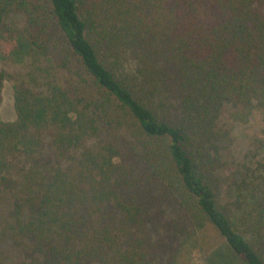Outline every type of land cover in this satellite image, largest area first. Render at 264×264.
<instances>
[{
    "label": "trees",
    "instance_id": "16d2710c",
    "mask_svg": "<svg viewBox=\"0 0 264 264\" xmlns=\"http://www.w3.org/2000/svg\"><path fill=\"white\" fill-rule=\"evenodd\" d=\"M0 60L14 264H264V158L219 175L223 107L264 112V0H0Z\"/></svg>",
    "mask_w": 264,
    "mask_h": 264
},
{
    "label": "rangeland",
    "instance_id": "374dc122",
    "mask_svg": "<svg viewBox=\"0 0 264 264\" xmlns=\"http://www.w3.org/2000/svg\"><path fill=\"white\" fill-rule=\"evenodd\" d=\"M5 65L0 60V68ZM20 67L11 60V67ZM13 80L6 79L2 90V102L0 105V118L2 120H13L16 117ZM221 127L226 129L232 137L231 145L224 152V163L219 170V175L223 178L226 191L225 197L238 177L244 175L245 161L257 157L264 158V112L250 105H225L220 117ZM233 186V187H234ZM236 191V190H235ZM6 207L4 205L2 208ZM5 209V208H4ZM3 221L0 219V224ZM3 232V227L0 226ZM5 231H8L6 228ZM191 264H208L207 251L200 246L189 250ZM22 258V252L17 242L9 236L0 234V264H14Z\"/></svg>",
    "mask_w": 264,
    "mask_h": 264
}]
</instances>
